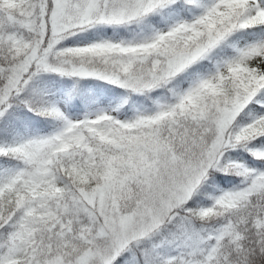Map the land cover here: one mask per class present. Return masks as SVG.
I'll use <instances>...</instances> for the list:
<instances>
[{
    "label": "snow or ice",
    "instance_id": "snow-or-ice-1",
    "mask_svg": "<svg viewBox=\"0 0 264 264\" xmlns=\"http://www.w3.org/2000/svg\"><path fill=\"white\" fill-rule=\"evenodd\" d=\"M0 264H264V0H0Z\"/></svg>",
    "mask_w": 264,
    "mask_h": 264
}]
</instances>
